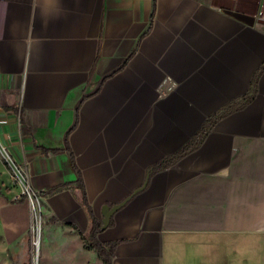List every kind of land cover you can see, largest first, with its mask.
Segmentation results:
<instances>
[{
  "label": "crops",
  "instance_id": "crops-1",
  "mask_svg": "<svg viewBox=\"0 0 264 264\" xmlns=\"http://www.w3.org/2000/svg\"><path fill=\"white\" fill-rule=\"evenodd\" d=\"M229 2L156 0L152 22L153 0H0V104L44 193L42 264H103L80 240V190L50 193L80 175L96 219L124 203L98 234L116 243L112 264L262 260L264 0ZM213 117L197 148L157 168ZM12 194L0 200L7 248L29 234Z\"/></svg>",
  "mask_w": 264,
  "mask_h": 264
},
{
  "label": "rangeland",
  "instance_id": "rangeland-1",
  "mask_svg": "<svg viewBox=\"0 0 264 264\" xmlns=\"http://www.w3.org/2000/svg\"><path fill=\"white\" fill-rule=\"evenodd\" d=\"M221 1L224 5L232 6V2H229L230 0ZM8 115V112L0 104V184L5 196L6 192L12 191L15 193V195L12 194V196L15 197V201L19 199L18 195L21 192L17 182L16 172L19 167H24L17 146L21 127L16 119L9 122L10 118H8ZM0 200L4 203L1 196ZM7 201H10V197H8ZM26 201L29 206V234L21 242L16 243L14 246L12 245L10 248H7L5 240L0 234V264H42L43 245H45V243L43 244V238L45 226L48 222L47 213L42 203L39 205V203L35 201L36 211H34L30 201L27 199ZM3 226H5V224L0 219V229ZM71 233L78 235L74 230H71ZM55 236L60 241L66 240L65 238L68 237L63 230H59ZM38 237L41 238V243L37 248L35 242L39 239ZM81 239L83 241L82 237H80V240ZM257 250L259 249L257 248ZM35 261H37V263ZM247 264H264V241L262 246V260L260 261L259 255H257L256 259H249L247 257Z\"/></svg>",
  "mask_w": 264,
  "mask_h": 264
},
{
  "label": "trees",
  "instance_id": "trees-1",
  "mask_svg": "<svg viewBox=\"0 0 264 264\" xmlns=\"http://www.w3.org/2000/svg\"><path fill=\"white\" fill-rule=\"evenodd\" d=\"M153 3H154V5H153V10H152V15H151L152 22H153L155 10H156V0H153ZM259 74L260 73H258V75H256V78L254 80V87H255V84H256L257 79L259 77ZM250 99H251V96H247L242 100V102H247ZM6 110H9V109L6 108ZM216 118L217 117H213L209 121L206 122V124L201 129L200 133L197 135V137L193 140L192 143H190L188 146H186L184 149H182L175 157L168 159L164 164H161L157 168L158 169L159 168H166L171 164L173 159L179 158V157L185 155L186 153L190 152L191 150L197 148L202 143V141L204 140V138L206 137L208 132L210 131L212 125L216 121ZM67 138H68V136H67ZM67 138H66V142L68 140ZM72 163L75 164L73 156H72ZM67 188H77L80 190L81 202H82L83 206L86 208V210L90 216V219H91L90 233H89L87 238L83 237V239L87 243L86 247L88 249L94 250L98 254V256L102 259L103 264H112L114 253H115V248H116V243H105L104 244L98 240V234L101 232V229L103 227V223L100 220L96 219V217L93 214L92 208L90 207L89 202H88L85 185H84V182L82 180L81 175L79 176V179L76 183H74V184H71V183L68 184L67 183V184L61 185V186L53 189L52 191H50V193H55L57 191L67 189ZM41 195L44 196V193H41ZM0 196H3L1 184H0ZM24 199H26V197L22 196L21 199H19V200L22 201ZM19 200H15V201H19Z\"/></svg>",
  "mask_w": 264,
  "mask_h": 264
},
{
  "label": "built area",
  "instance_id": "built-area-1",
  "mask_svg": "<svg viewBox=\"0 0 264 264\" xmlns=\"http://www.w3.org/2000/svg\"><path fill=\"white\" fill-rule=\"evenodd\" d=\"M16 175H17V182L21 189V192L18 195L19 199H21L22 196H25L26 199L30 201L32 205V209L36 211L35 201H37L39 205L40 203H42L41 193H38L33 190L32 186L30 185L28 173L24 167H19L18 171L16 172ZM19 199H16V200H19ZM37 241L35 242L36 247H37L36 245Z\"/></svg>",
  "mask_w": 264,
  "mask_h": 264
},
{
  "label": "water",
  "instance_id": "water-1",
  "mask_svg": "<svg viewBox=\"0 0 264 264\" xmlns=\"http://www.w3.org/2000/svg\"><path fill=\"white\" fill-rule=\"evenodd\" d=\"M239 18L244 21L246 24L250 25V26H253L256 22V19L254 17H250V16H243V15H240ZM259 22H261L259 20ZM261 23H264V22H261ZM122 205H124V203H121L115 207H108L106 206L105 209H104V212H103V216H104V219L102 221L103 223V229L106 228L110 222V219H111V216L112 214L117 210L119 209Z\"/></svg>",
  "mask_w": 264,
  "mask_h": 264
},
{
  "label": "bare ground",
  "instance_id": "bare-ground-1",
  "mask_svg": "<svg viewBox=\"0 0 264 264\" xmlns=\"http://www.w3.org/2000/svg\"><path fill=\"white\" fill-rule=\"evenodd\" d=\"M39 239H38V242L36 243V245H37V247H39L40 246V243H41V238L40 237H38ZM36 263H37V261H35Z\"/></svg>",
  "mask_w": 264,
  "mask_h": 264
}]
</instances>
